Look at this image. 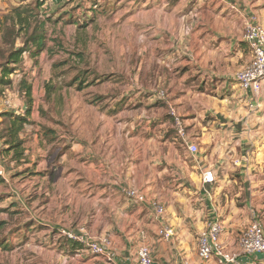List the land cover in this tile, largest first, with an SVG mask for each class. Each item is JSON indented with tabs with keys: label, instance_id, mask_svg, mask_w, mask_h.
<instances>
[{
	"label": "crops",
	"instance_id": "1",
	"mask_svg": "<svg viewBox=\"0 0 264 264\" xmlns=\"http://www.w3.org/2000/svg\"><path fill=\"white\" fill-rule=\"evenodd\" d=\"M159 7L156 19L152 10L143 19L162 64L156 85L140 90L143 120L122 123L128 135L115 154L98 158L80 146L71 150L82 154L73 176L91 200L80 201L79 224L109 255L100 264H137L141 245L154 264H225L198 256V238L215 222L223 225L220 244L239 262L264 264V254H242L238 245L243 229L264 226V92L243 90L236 79L252 61L245 25L255 18L264 29V0H178L172 18ZM169 106L182 118L184 139L173 128ZM191 143L195 154L187 150ZM207 170L213 183L202 180ZM125 190L145 201L134 202Z\"/></svg>",
	"mask_w": 264,
	"mask_h": 264
},
{
	"label": "rangeland",
	"instance_id": "2",
	"mask_svg": "<svg viewBox=\"0 0 264 264\" xmlns=\"http://www.w3.org/2000/svg\"><path fill=\"white\" fill-rule=\"evenodd\" d=\"M38 2L41 18L50 19L47 48L35 60L24 54L9 76L11 83L1 87L0 123L4 111H26L21 80L31 87L32 104L30 123L19 135L20 162L3 153L7 176L0 178V264H84L82 258L100 264L101 258L66 235L95 240L76 214L80 201L91 205V200L73 176L80 173L75 163L82 162V154L71 150L80 146L98 158L115 154L128 135L122 123L135 116L143 120L140 90L156 85L162 65L143 19L149 10L156 19L159 6L172 18L178 0H0V18L12 6ZM4 52L0 45V55ZM5 148L0 139V149Z\"/></svg>",
	"mask_w": 264,
	"mask_h": 264
},
{
	"label": "built area",
	"instance_id": "3",
	"mask_svg": "<svg viewBox=\"0 0 264 264\" xmlns=\"http://www.w3.org/2000/svg\"><path fill=\"white\" fill-rule=\"evenodd\" d=\"M244 40L250 47L252 61L248 66L237 73L236 79L243 90L252 89L254 92H264V29L259 24L255 23V18H251L245 25ZM158 97L162 100H166V96L162 91L158 92ZM11 112L18 114L16 111ZM168 114L173 121V128L177 136L184 139L186 137V130L181 116H179L173 106H169ZM187 150L192 154L198 152L197 146L193 143L187 146ZM6 176V166L3 165V157L0 154V178L6 179ZM202 180L206 183H213L215 181L214 173L208 170L205 171ZM124 193L127 198L136 203L145 201V197L134 190H125ZM158 211L161 212L160 209H158ZM222 233L223 225L221 222H215L208 227L206 232L199 236L197 242L199 258L203 261H210L213 256H216L219 258L220 263L245 264L239 262L236 255L228 252L220 244ZM164 234L165 236H169L171 231L167 229ZM66 235L69 239H72V241H76L82 245L91 255L105 258L108 261L110 260L103 245L89 238L87 234H80L79 236L71 234ZM238 245L242 254L250 256L264 254V226L253 223L249 227L243 229L238 236ZM136 259L137 264H154L150 249L145 245L138 247Z\"/></svg>",
	"mask_w": 264,
	"mask_h": 264
},
{
	"label": "trees",
	"instance_id": "4",
	"mask_svg": "<svg viewBox=\"0 0 264 264\" xmlns=\"http://www.w3.org/2000/svg\"><path fill=\"white\" fill-rule=\"evenodd\" d=\"M41 7L40 2L34 6L31 4L12 6L0 18V45L5 49V52L0 55V59L4 63L0 66V94L3 92L1 87L11 83L9 76L16 71L24 54H28L31 60H35L47 48L46 26L50 19L47 16L46 20L41 18ZM17 43H20L21 46L17 47ZM21 81V88L26 97V111L24 114L4 111L1 116L3 120L0 123L3 127L0 139L3 140L6 147L5 150L0 149V154L3 157V153H11L15 163L20 162L24 153L19 135L30 123L32 104L31 87L25 81ZM82 85L83 82H79V89L83 87ZM0 182H2L1 179Z\"/></svg>",
	"mask_w": 264,
	"mask_h": 264
}]
</instances>
